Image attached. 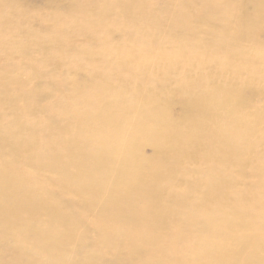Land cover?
I'll use <instances>...</instances> for the list:
<instances>
[{"label": "rangeland", "instance_id": "rangeland-1", "mask_svg": "<svg viewBox=\"0 0 264 264\" xmlns=\"http://www.w3.org/2000/svg\"><path fill=\"white\" fill-rule=\"evenodd\" d=\"M132 2L139 6L143 3L144 7L138 16L132 15L136 21L128 25L123 23L125 0H11L12 7L9 0L0 2V264H219L209 247L205 248L208 254L204 258L201 244L215 229V220L224 217L220 201L208 200L209 187L204 183V174L214 176L220 172L233 181L231 190L258 189L255 194L259 195L264 188L263 181L256 188L252 185L253 174L264 176V168L256 169L260 158L251 159V151L236 152L235 159L227 164L215 163L200 174L198 164L187 161L177 168L174 165L166 175L172 155L159 143L160 139L154 134L156 130L148 134V123L144 122L139 130L147 135L148 142L155 143L154 151L149 145L143 147L145 154L139 146L134 151L120 148L116 153L108 147L104 151L108 161L102 172L94 171L93 155L103 153V149H98L106 141L110 145L111 136L106 130L108 125L101 124V117H89L94 108L92 102L111 100L113 94L119 99L120 92L132 86L135 71L146 76L143 80L146 90L151 83L150 73L169 71L164 91L175 114H182L184 104L193 96L182 88L181 77L188 72L196 74V69L186 71L187 65L180 62H167L169 66L164 67L142 64L137 69L133 62L122 60L127 54L122 51H131L126 40L127 30L144 24L143 33L149 37L152 7L165 11L161 17H168L176 9L174 1L168 0ZM12 8L16 12L8 14ZM187 9L190 13L197 11L194 5ZM141 12L144 22H141ZM53 16L63 19L64 32L55 50L50 45L54 43L46 40L53 28ZM79 23L90 24L91 30H79ZM164 31L167 33L166 27ZM174 31L169 27L168 34ZM82 32L88 37L83 38ZM156 34L154 45H140L152 49V54L171 57L175 39L169 41L162 32ZM94 41L97 44L92 46ZM9 43H16L21 52L29 50L30 53L26 56L20 52L17 56L5 48ZM42 43H46L45 49H39ZM139 43L134 44L139 46ZM238 43L247 45L245 38ZM82 47L88 49L90 57L80 52ZM143 53L148 54V58L151 55L147 51ZM186 54L194 53L187 51ZM216 76L218 80L221 78ZM142 86H145L143 82ZM159 91L153 90L154 93ZM251 94L252 90L246 86L242 97L249 100ZM66 103L70 112L72 107L75 113L59 115L67 112L63 106ZM262 104L264 106V101ZM139 105L138 92L122 120L136 119ZM44 112L57 117L46 119ZM27 136L34 144L32 148L25 147ZM112 143L118 146L114 137ZM184 152L193 155L191 148ZM206 152L207 149L204 155ZM180 155L185 158L184 153ZM201 166L203 170L205 165ZM113 172L118 173L120 179L114 181ZM127 181H131L133 187L130 192L119 189L116 195L112 193L114 186L119 184L120 188ZM143 204H148L149 209L140 213ZM163 207L168 217L156 219L155 214H160L159 208ZM183 207L184 219L195 221L184 228V233L192 236L194 231L200 230L201 242L196 237L192 247L176 241V225L170 221V215L176 218ZM124 208L140 213L137 224L129 223L126 227ZM187 208L193 211L186 213ZM241 210L243 223L255 219L250 207ZM159 218L169 224L151 232ZM238 229L222 234L223 245L240 234L245 252L236 259L239 264H256L252 256L264 245L263 235L248 225L240 232ZM126 230L131 238L122 234ZM136 236H148L144 260L138 252L139 245L132 239ZM199 253L204 258L201 262Z\"/></svg>", "mask_w": 264, "mask_h": 264}, {"label": "bare ground", "instance_id": "bare-ground-1", "mask_svg": "<svg viewBox=\"0 0 264 264\" xmlns=\"http://www.w3.org/2000/svg\"><path fill=\"white\" fill-rule=\"evenodd\" d=\"M10 1L9 5L11 6ZM168 1H174L176 7L168 17H161L165 12L161 8L152 7V16L148 20V27L152 30L149 37H146L143 33L144 24L139 28L131 27L127 30L126 40L131 51L130 49L122 51L127 53L122 56V60L133 62L137 69L142 64L164 67L178 62L187 65L186 71L196 69L198 71L196 74L188 72L187 76L184 73V76L181 77L182 88H185L187 93L192 92L193 96L190 97L189 102L184 104L186 106L183 113L180 115L175 114L171 103H167L168 99L164 91V83L170 76L169 71L164 70L160 74L157 72L150 73L151 83L148 84V90L144 89L147 88L143 81L146 76L135 71L132 74V78L135 79L132 86L120 92L119 99L113 94L111 100L110 98H104L98 103L92 102L91 106L94 108L90 110L89 117H101V124L108 125L106 130L111 136L110 145L106 141L98 149H103V153L94 155L92 153L94 171L102 172L103 165L108 161L107 155L104 154L108 147L116 153L120 148L124 151L130 149L134 151L139 146L145 154L143 147L149 145L154 151L153 144L155 143L148 142L147 135L142 134L139 130L142 122L148 123V134L156 130L154 134L160 139L159 143L166 146L167 151L172 155V163L166 169V175L173 169L174 165L177 168V166L179 167L187 161L198 164L197 168L200 174V171L208 170L215 163L218 166L219 164H227L233 157L235 159L236 152L245 154L248 151H251V159L257 161L256 158H260L256 162V169L264 168V106L262 104V101H264V0ZM190 5L197 7L195 13L188 11L187 8ZM143 7V3L139 6L135 5L132 0H125L124 11L126 16L123 23L128 25L135 22L136 17L131 18L132 15L138 16ZM15 12L12 8L8 11V14ZM52 20L53 28L46 40L54 43V46L53 44L50 45L55 50L57 42L62 40L64 34L63 26H61L63 19L53 16ZM141 22H144L142 12ZM164 27L167 28V33L164 31ZM169 27H173L175 31L168 34ZM87 29L91 30L90 24L79 23V30L85 31ZM156 32H160V34L162 32L165 37H169V41L171 38L175 39L174 54L171 57L152 54V49H145L140 45L144 43L154 45L157 38ZM184 33H187V35L184 36ZM118 34L121 33L118 31ZM82 35L83 38L88 37V35L85 36L84 32H82ZM242 38L246 39L247 45L238 43ZM136 42H140L137 44L139 46L134 44ZM96 44L97 42H92V46ZM5 48L17 54V56L20 55L21 47L16 43H9ZM45 48L46 43H42L39 47V49ZM22 51L21 54L26 56L30 53L29 50ZM144 51L151 53L149 58L148 54L144 55ZM187 51L194 54H186ZM80 52L90 57L89 51L85 47H82ZM167 62L171 63L167 64ZM224 64H226V67ZM253 65L259 67L256 68ZM216 75H220L221 78L218 80ZM184 77H186L185 80ZM142 82L145 85L144 87ZM246 86L252 90V98L249 100L242 97L243 89ZM154 89L160 91L154 93ZM138 92L140 93V105L136 108L137 118L130 121L122 120L127 114V108L132 105L133 97ZM35 106L39 109L38 104H35ZM63 106L67 112L59 113V115L75 113L72 107L70 112L67 103ZM112 110L114 114L110 115ZM44 113L46 119L49 120L57 117L54 113ZM106 115H109V117ZM14 120L17 121L16 118ZM123 123L126 125L124 126ZM112 137L115 138L118 146L112 143ZM24 142L25 147L32 148L34 145L29 136L25 137ZM258 142L259 144H257ZM189 148L193 151V155H189L190 151L185 154L184 151ZM205 149H207V152L204 155ZM180 153H184L185 158L181 157ZM201 154L204 156L201 157ZM224 155L228 157L226 158ZM112 157L119 160V157L115 154H112ZM113 158H110V160L115 161ZM200 159L202 160L201 163ZM201 165H205L203 170ZM85 169L89 170L86 165ZM235 172L236 170H234ZM256 172L255 170L254 173ZM112 178L117 181L116 179H120V175L113 172ZM262 181L264 182V176L257 177V173L253 174V187L256 188L257 184L262 183ZM204 183L209 187L208 200L211 202L220 201L219 206H221V209L223 207L224 211V217L220 216L215 220V229L210 231L204 241L202 240L204 258L208 254L205 248L209 247V252H215L219 264H239L236 258L245 252L241 235L236 234L232 238V242L223 245L222 234L224 236V234L232 233V228L236 227L239 228L237 231L240 232L242 227L248 225L251 229L259 231L264 237V188L259 191V195L255 194L258 189L245 192L244 188L239 191L238 187L231 190L229 187L233 184V181L231 182L226 176H221L220 172L214 176L213 174H204ZM234 183L237 184L238 182L235 181ZM118 185L114 186L115 188L112 190L115 195L119 189L130 192L133 188L131 187V181L123 183L120 188H118ZM244 207H250L255 213L253 221L247 219L243 223L244 218L241 209ZM184 208H181L176 218L170 215V221L176 225V241L184 242L186 247H192L195 245L196 237L198 242H201L199 238L200 230L199 232L194 231L192 236H187L184 233V228L195 222L190 221V218L184 219ZM145 209H149L148 204L141 205L139 212L141 213ZM159 209L160 214H155L156 219L158 217L167 218L166 207ZM120 211H122L121 208ZM192 211L187 208L186 213ZM123 212H125L126 227L129 223L137 224L140 213H133L128 208H124ZM168 224L169 221L159 218L158 223L151 228V232ZM122 234L131 238L127 230L123 231ZM132 239L135 245H139L138 252L141 259H146L148 236L146 238L136 236ZM130 243L131 240L127 242V246ZM204 258L199 253L198 261L201 262ZM252 260L256 261V264H264V245L256 250Z\"/></svg>", "mask_w": 264, "mask_h": 264}]
</instances>
